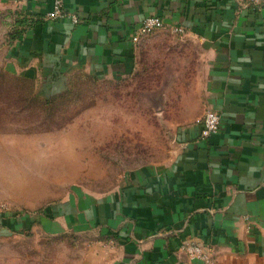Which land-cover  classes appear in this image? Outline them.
Wrapping results in <instances>:
<instances>
[{"label": "crops", "instance_id": "1", "mask_svg": "<svg viewBox=\"0 0 264 264\" xmlns=\"http://www.w3.org/2000/svg\"><path fill=\"white\" fill-rule=\"evenodd\" d=\"M63 1L78 23L47 20L55 0H0L6 31L21 29L2 39L5 67L49 82L158 65L166 87L194 89L197 109L175 131L168 162L143 165L108 194H72L35 228L114 242L85 246L79 264H204L180 251L186 240L211 245L216 264H264V0L244 9L238 0ZM152 15L165 28L135 43ZM203 107L222 117L208 139L196 122Z\"/></svg>", "mask_w": 264, "mask_h": 264}, {"label": "rangeland", "instance_id": "2", "mask_svg": "<svg viewBox=\"0 0 264 264\" xmlns=\"http://www.w3.org/2000/svg\"><path fill=\"white\" fill-rule=\"evenodd\" d=\"M2 18L0 6V44L10 39ZM158 68L120 79L79 70L44 82L0 61V264H79L85 246L115 245L51 237L35 224L72 194H108L143 165L171 159L197 99L194 89L166 87Z\"/></svg>", "mask_w": 264, "mask_h": 264}, {"label": "built area", "instance_id": "3", "mask_svg": "<svg viewBox=\"0 0 264 264\" xmlns=\"http://www.w3.org/2000/svg\"><path fill=\"white\" fill-rule=\"evenodd\" d=\"M262 2L263 0H238L239 5L243 9L257 7ZM68 15L72 17L75 23L80 21L78 15L68 13L66 11L63 0H55L53 10L46 15V18L47 20H58ZM165 26L166 25L161 17L155 15L149 16L142 22L133 37V41L135 43L140 42L142 36L153 34L161 29H164ZM14 29L15 27H12L10 32ZM174 30L180 32L183 31V28L177 27L174 28ZM196 122L200 126L201 139H208L209 137L219 133L222 127L221 114L211 107H207L203 114L196 119ZM180 251L192 259L202 261L204 264H216L217 261L216 250L211 245H205L196 240L183 241L180 245Z\"/></svg>", "mask_w": 264, "mask_h": 264}, {"label": "trees", "instance_id": "4", "mask_svg": "<svg viewBox=\"0 0 264 264\" xmlns=\"http://www.w3.org/2000/svg\"><path fill=\"white\" fill-rule=\"evenodd\" d=\"M21 33V29H14L10 32V38H15Z\"/></svg>", "mask_w": 264, "mask_h": 264}]
</instances>
